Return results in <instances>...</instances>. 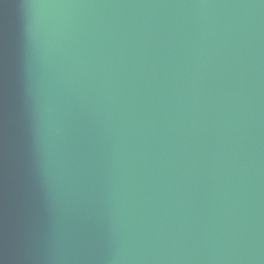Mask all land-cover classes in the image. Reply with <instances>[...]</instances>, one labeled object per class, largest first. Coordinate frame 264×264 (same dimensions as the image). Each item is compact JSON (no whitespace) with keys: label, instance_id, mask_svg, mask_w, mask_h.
<instances>
[{"label":"water","instance_id":"95a60500","mask_svg":"<svg viewBox=\"0 0 264 264\" xmlns=\"http://www.w3.org/2000/svg\"><path fill=\"white\" fill-rule=\"evenodd\" d=\"M0 264H264V0H0Z\"/></svg>","mask_w":264,"mask_h":264}]
</instances>
